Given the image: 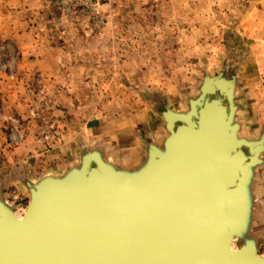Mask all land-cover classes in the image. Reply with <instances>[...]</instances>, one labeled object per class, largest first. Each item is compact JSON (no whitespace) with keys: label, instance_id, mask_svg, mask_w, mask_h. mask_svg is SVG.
<instances>
[{"label":"water","instance_id":"1","mask_svg":"<svg viewBox=\"0 0 264 264\" xmlns=\"http://www.w3.org/2000/svg\"><path fill=\"white\" fill-rule=\"evenodd\" d=\"M236 86L205 76L183 109L164 101V135L128 168L84 149L28 180L20 219L0 194V264H264L251 236L264 132L240 137Z\"/></svg>","mask_w":264,"mask_h":264},{"label":"rangeland","instance_id":"2","mask_svg":"<svg viewBox=\"0 0 264 264\" xmlns=\"http://www.w3.org/2000/svg\"><path fill=\"white\" fill-rule=\"evenodd\" d=\"M192 2L197 0H110L101 5L97 28L92 18H79L71 29L77 38L102 37L107 44L96 52L99 74L91 82V93L81 94L83 103L90 102L97 117L108 122L132 121L142 116L139 109L144 112L141 119L148 121L154 111H164V101L173 110L183 109L205 76L222 73L237 77L240 137L257 139L264 132V0H210L205 30L186 27ZM55 18L57 24L71 23L61 15ZM41 112H34V152L57 144V137H44L56 136L58 128L45 124ZM160 132L163 136L164 130ZM256 178L260 204L251 236L263 256L264 165ZM25 205L20 201L16 209Z\"/></svg>","mask_w":264,"mask_h":264},{"label":"crops","instance_id":"3","mask_svg":"<svg viewBox=\"0 0 264 264\" xmlns=\"http://www.w3.org/2000/svg\"><path fill=\"white\" fill-rule=\"evenodd\" d=\"M209 5L192 2L186 27L205 30ZM56 15L63 16L52 0H0V194L15 208L26 203L28 180L60 172L84 149H99L105 160L128 168L139 161L147 138L162 137L155 111L148 121L139 109L142 116L132 121L108 122L83 103L81 94L91 93L99 74L96 52L107 44L102 37L77 38L76 26L57 24ZM37 108L45 124L58 128L56 136H44L57 137V144L42 152L30 143Z\"/></svg>","mask_w":264,"mask_h":264},{"label":"built area","instance_id":"4","mask_svg":"<svg viewBox=\"0 0 264 264\" xmlns=\"http://www.w3.org/2000/svg\"><path fill=\"white\" fill-rule=\"evenodd\" d=\"M109 1L110 0H52V3L73 25H76L79 18L90 17L93 21H97L95 24V28H97L99 26L98 18L101 5Z\"/></svg>","mask_w":264,"mask_h":264},{"label":"bare ground","instance_id":"5","mask_svg":"<svg viewBox=\"0 0 264 264\" xmlns=\"http://www.w3.org/2000/svg\"><path fill=\"white\" fill-rule=\"evenodd\" d=\"M24 211H25L24 208H19V207L17 209L15 208V213H14L15 217L17 219H20L23 216ZM232 249L235 250L234 244H233Z\"/></svg>","mask_w":264,"mask_h":264}]
</instances>
